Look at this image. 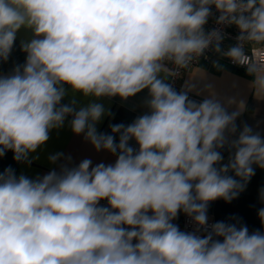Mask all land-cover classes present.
Segmentation results:
<instances>
[{"label":"clouds","instance_id":"clouds-1","mask_svg":"<svg viewBox=\"0 0 264 264\" xmlns=\"http://www.w3.org/2000/svg\"><path fill=\"white\" fill-rule=\"evenodd\" d=\"M213 8L238 42L264 44V0H0V62L21 29L32 34L20 41L24 62L0 73V158L11 151L30 165L66 120L115 157L73 165L58 152L48 159L63 163L42 176L0 171V264H264V231L208 216L264 169V136L215 97L191 99L160 78L166 61L185 68L209 47L221 51L224 33L205 29ZM223 54L243 58L240 43ZM249 71L264 96V66ZM68 88L95 99L63 103ZM145 89L147 111L97 130L112 113L96 101ZM181 213L191 231L176 223ZM258 217L264 225V207Z\"/></svg>","mask_w":264,"mask_h":264},{"label":"crops","instance_id":"crops-1","mask_svg":"<svg viewBox=\"0 0 264 264\" xmlns=\"http://www.w3.org/2000/svg\"><path fill=\"white\" fill-rule=\"evenodd\" d=\"M31 38L32 34L29 30H20L8 61L0 62V73L6 74L15 64L24 62L26 54L20 50V41ZM165 65L166 71L160 73V78L168 83L169 69L166 63ZM180 90L188 91L190 98L197 101L209 96L215 97L230 111L236 110L241 113L237 119V124L247 123L254 132H259L264 136V96L257 94L252 73L247 75L232 71L216 62H200L199 65L192 67L182 75L178 91ZM73 95L78 102V107L93 102L95 99L92 97L85 98L81 93L73 94L68 88V95L63 103L71 100ZM147 98L148 91L145 89L126 101H122L119 97L101 98L96 101L104 104L105 108L112 113L111 116L106 115L102 118L97 125V130L110 134L109 125L130 124L137 116L147 111L144 105ZM68 119L70 120L71 117ZM58 152L64 153L65 156L70 155L73 165H78L86 158L92 160L93 166L101 162L113 163L115 160V157L106 151L97 152L91 143L84 139L83 134H74L68 120H66L62 128L53 129L50 132L49 140L31 154V156H37L38 159L33 160L30 165L27 163L17 164L13 161L12 152L9 151L5 157L0 158V171L11 165L15 168L17 175L24 173L29 177L42 176L56 168L59 163H63L61 160L57 164H53L48 159L50 155ZM223 154L226 162L228 153L224 151ZM261 188H264V169L255 167V175L251 178L246 189L230 203L223 200L212 202L209 206L208 215L211 216L213 222L226 221L229 216L237 215L242 217L250 231L257 229L264 231V225L261 224L258 217V210L264 207V203L259 200Z\"/></svg>","mask_w":264,"mask_h":264},{"label":"built area","instance_id":"built-area-1","mask_svg":"<svg viewBox=\"0 0 264 264\" xmlns=\"http://www.w3.org/2000/svg\"><path fill=\"white\" fill-rule=\"evenodd\" d=\"M219 13L213 8V14L210 16L208 23L205 26L206 31L213 29H220L224 33V39L221 42V51L216 52L212 47H209L200 56H194L191 62L185 68L177 69L176 66L171 62H165L169 69L168 83H171L176 90L180 88V82L182 75L194 66L200 64V62H216L228 68H238L249 71V68H259L264 66V44H257L255 42L248 41H237L239 30L236 26H226L217 24V17ZM240 43L243 50L242 61H233L226 57L223 53L226 52L231 46ZM134 144V142H132ZM106 203V202H102ZM209 216V215H208ZM209 222L212 223L213 219L209 216ZM181 230L191 231L193 225L188 217L183 213L180 214L179 219L176 221Z\"/></svg>","mask_w":264,"mask_h":264},{"label":"trees","instance_id":"trees-1","mask_svg":"<svg viewBox=\"0 0 264 264\" xmlns=\"http://www.w3.org/2000/svg\"><path fill=\"white\" fill-rule=\"evenodd\" d=\"M223 66V65H222ZM225 68H228L227 66H224ZM232 71H236V72H239V73H244V74H247V75H251L250 71H246V70H243V69H236V68H228Z\"/></svg>","mask_w":264,"mask_h":264}]
</instances>
